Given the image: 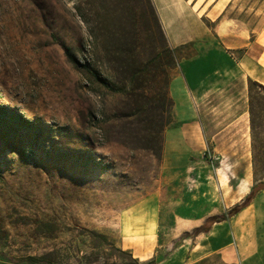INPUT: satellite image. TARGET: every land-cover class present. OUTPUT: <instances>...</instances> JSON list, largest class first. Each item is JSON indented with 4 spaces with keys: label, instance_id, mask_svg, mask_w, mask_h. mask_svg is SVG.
<instances>
[{
    "label": "rangeland",
    "instance_id": "rangeland-1",
    "mask_svg": "<svg viewBox=\"0 0 264 264\" xmlns=\"http://www.w3.org/2000/svg\"><path fill=\"white\" fill-rule=\"evenodd\" d=\"M130 1L144 26V0ZM150 2L162 28L157 4L171 11L173 28L238 29L247 42L264 41V0ZM110 8L108 0H0V264H187L205 253L193 264H225L220 251L207 257L210 228L202 226L234 206L222 205L228 191L264 180V101L256 95L264 90L250 79L243 89L229 84L222 99L201 98L193 118L171 109L161 160L115 141L124 95L64 52L113 80L103 30ZM194 43L206 41L182 54ZM184 122L199 124L204 146L164 166L167 133ZM27 256L44 261H18Z\"/></svg>",
    "mask_w": 264,
    "mask_h": 264
},
{
    "label": "crops",
    "instance_id": "crops-1",
    "mask_svg": "<svg viewBox=\"0 0 264 264\" xmlns=\"http://www.w3.org/2000/svg\"><path fill=\"white\" fill-rule=\"evenodd\" d=\"M157 7L169 44L175 50L177 49V54L180 53L179 69L171 75L168 86L169 96L173 102L172 110H180V112L194 110L195 113V110L202 109L198 99L202 98L207 102L212 98L222 99L229 84L238 83L243 89L247 81L251 79L264 86V41L259 43L255 39L247 42L246 36L238 29L227 28L228 30L219 32L213 28L207 31L199 29L195 32L188 28H173L169 20L171 11L169 9L161 11L158 4ZM203 39L206 43L193 44V47L196 48L193 53L182 54L185 45ZM214 40L217 41L214 42ZM244 47L247 48L246 51H244ZM228 50L236 51L235 59L229 58L232 55ZM238 50L241 51L240 55ZM214 108L212 107L211 110ZM194 116L190 117L188 114L189 118ZM183 125L182 129L173 131L174 134L191 126H199L197 122L194 124L184 122ZM195 147L181 145L174 155L173 164H179L181 155ZM220 189L221 186L218 189V194L221 192L220 195L224 200V191ZM212 194L214 195V193ZM235 195L234 192H227V199L222 204L223 207L233 206L244 197L237 198L234 200L235 202L231 201L236 197ZM226 221L215 222L211 225L207 233V257L220 251L221 259L225 264H264V188L257 191L252 201L234 214L229 222ZM230 245L234 252L230 250ZM150 251L151 249L147 250V252ZM145 256L147 257V255ZM137 257L140 260L146 258L142 255H137ZM204 257H206V253L196 258L190 256L187 264L199 262Z\"/></svg>",
    "mask_w": 264,
    "mask_h": 264
},
{
    "label": "trees",
    "instance_id": "trees-1",
    "mask_svg": "<svg viewBox=\"0 0 264 264\" xmlns=\"http://www.w3.org/2000/svg\"><path fill=\"white\" fill-rule=\"evenodd\" d=\"M122 1L108 0L111 6L107 16L109 24L103 28L106 37L104 50L111 64L113 80L102 77L90 63H80L69 48L64 47V52L68 61L79 66L93 80L113 93L124 95L121 102L124 110L122 123L115 141L133 149H144L161 160L163 131L171 123L173 102L168 86L178 62L176 50L169 44L150 0L143 3L144 26H139L141 17H138L135 3L124 0L125 4H122ZM254 84L256 88L264 90L262 84ZM256 95L262 96L264 101V94L256 92ZM263 188L264 180L255 183L245 198L230 208L226 215L208 217L202 227L210 228L219 221L217 219L232 216L246 207L257 191ZM18 261L42 263L44 258L27 256L18 258Z\"/></svg>",
    "mask_w": 264,
    "mask_h": 264
},
{
    "label": "bare ground",
    "instance_id": "bare-ground-1",
    "mask_svg": "<svg viewBox=\"0 0 264 264\" xmlns=\"http://www.w3.org/2000/svg\"><path fill=\"white\" fill-rule=\"evenodd\" d=\"M198 101L202 102V99H198ZM189 116L191 117V112L188 113ZM175 132H170L168 133V135L166 136V150H165V156H164V166H171L173 164V159H174V155L176 152H178L179 148L181 145H184L186 147H190V146H196L199 148H202L204 146V140L201 134V130L199 128L198 125L196 126H191L187 129H184L182 131H179L177 134H174ZM227 174H223L222 173V182L229 180L226 176ZM248 178V177H247ZM250 178V177H249ZM220 179V178H219ZM242 180V179H240ZM250 180V179H249ZM221 181V180H220ZM217 182V181H216ZM223 183V184H224ZM217 185V184H216ZM219 185V184H218ZM227 186V185H226ZM240 186V185H239ZM235 187V186H234ZM217 188V187H216ZM220 188V186H219ZM218 188V189H219ZM221 188H223L221 186ZM229 188V187H228ZM232 188V187H231ZM230 188V189H231ZM250 189V182H248L247 180H243L241 182V187L239 190V193L237 195H235L236 197L233 198L234 201L237 198H242V196H244L245 194L248 193ZM221 190V189H220ZM219 190V191H220ZM237 190V189H236ZM218 191V190H217ZM224 191V190H223ZM229 192V191H228ZM226 195V194H225ZM232 195V194H231ZM228 197V196H227ZM231 197V196H230ZM229 201V200H228ZM235 202V201H234ZM233 202V203H234ZM229 204V203H228Z\"/></svg>",
    "mask_w": 264,
    "mask_h": 264
}]
</instances>
